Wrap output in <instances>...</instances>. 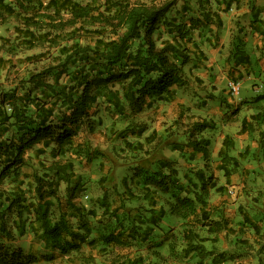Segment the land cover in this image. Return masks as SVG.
Instances as JSON below:
<instances>
[{"label": "trees", "instance_id": "obj_1", "mask_svg": "<svg viewBox=\"0 0 264 264\" xmlns=\"http://www.w3.org/2000/svg\"><path fill=\"white\" fill-rule=\"evenodd\" d=\"M233 1L194 0L173 14L175 0H0V26L11 28L10 35L0 34V264L40 263L38 255L11 244L27 226L47 249L40 253L42 259L51 260L54 251L64 255L78 248L93 229L83 217L98 212L105 231L97 240L103 247H138L148 241L154 251L147 259L141 250L134 254L109 250V264H159L168 257L174 264L226 260L220 250L205 245L227 227L221 212L212 216L217 206L211 202L210 190L221 188L212 171L207 172L206 162L204 167L180 171L173 158L160 152L167 147L186 152L190 160L197 153L209 159L211 142L203 133L216 128L215 120L189 117L179 132L168 128L146 134L144 142L153 141V146L138 157L132 175L122 176L118 187L111 175H104L102 192L89 208L72 200L84 182L65 154L75 155L77 161L97 157L89 141L73 140L82 128L93 132L99 127L101 112L126 117L172 101L188 81L184 67L205 65L204 47L218 42L212 25L222 27L221 12ZM248 26L260 36L264 56V8H251ZM226 62L231 75L240 67L244 72L251 69L250 53L240 37L232 38ZM228 92L232 96L229 86ZM262 99L264 91L255 96L256 101ZM208 100L224 111L231 107L214 88L205 90L201 106ZM241 125L257 131L264 160V110L251 114L250 120L243 118ZM145 129L141 123L128 122L113 131L126 139L127 134L140 137ZM232 145L226 134L217 151V167L223 175L229 163L236 168V156L228 154ZM133 146L142 149L143 140ZM28 150L52 160L46 163L39 158L33 165ZM29 164L31 196L22 186V177L28 176L22 167ZM60 183L67 194L65 208L59 205ZM108 189L114 191L111 198ZM175 219L182 224L178 233L169 222ZM167 236V248L161 251ZM258 249L264 257V242Z\"/></svg>", "mask_w": 264, "mask_h": 264}, {"label": "rangeland", "instance_id": "obj_2", "mask_svg": "<svg viewBox=\"0 0 264 264\" xmlns=\"http://www.w3.org/2000/svg\"><path fill=\"white\" fill-rule=\"evenodd\" d=\"M78 1L85 2L86 0ZM143 1L147 2L148 0ZM175 1L176 5L171 9L173 14L182 4H191L194 0ZM252 7L264 8V0H234L226 11L221 12L222 27L217 29L212 25L218 33V42L215 45L204 47L208 56L205 65L190 70L188 66L184 67L188 81L184 87L177 89L172 101L159 102L141 112L126 114V117L118 114L110 117L101 112L103 120L99 127L93 132L82 128L76 134L74 143L87 140L93 148H96L98 155L92 160L82 158L77 161L75 155L65 154V157L73 160L74 172L84 182V187L72 199L75 203L82 204L87 208L93 207L94 199L102 192L100 179L104 175H111L117 187L122 176L130 177L138 157L153 146V141L144 142V136L152 130H155L157 134L164 133V129L168 128L179 132L189 117L190 119L202 117L212 119L217 123L216 128L203 133L204 136L209 137L211 142L209 159L204 160L197 153L190 160L186 152L171 151L167 147L162 148L160 152L173 158L180 171L185 167H202L206 162L207 172L211 170L216 178V186L220 185V192L210 190L211 202L217 206L212 216L221 212L227 221V227L224 231L217 233L214 239L206 241L205 245L212 246L214 250H220L224 254L226 260L222 264H264L263 253L259 254L258 252L260 243L264 242V160L260 158L257 131H251L246 129V125H241L243 118L250 120L251 114L257 110H264V99L255 100V96L264 91V56L260 54L262 44L260 36L252 32L248 26ZM0 34L10 35L11 28L8 25L0 26ZM236 36L244 40L245 48L252 59V66L246 72L242 67L240 70L234 69L233 75H231V67L226 62V57L231 40ZM39 66L40 64H36V67ZM238 72H243L241 78L235 77ZM196 77L200 79H196ZM236 78L239 79V90L237 94L231 96L228 92V83ZM213 88L216 94L223 96L231 104V107L226 111L212 100H208L204 106H201L200 98L204 96L205 90H213ZM128 122L141 123L146 129L140 137L131 134H127L126 139L115 136L113 130H120ZM226 134L233 141V147L229 149L228 154L236 156L237 162L233 164L236 165L235 169L232 167V163H229L228 172L223 175V171L217 167L220 162L217 151ZM138 139L143 140L142 149L133 146ZM27 154L31 156L33 165L37 164L39 158L44 159L46 163L52 160L47 154L36 157L32 150H28ZM32 164L22 167V172L28 174V176L22 177V186L29 196L33 194V184H30L32 178L29 176L33 168ZM4 187L6 186L4 185ZM28 187L29 189H27ZM113 192L108 189L107 194L110 198L113 196ZM57 195L60 199L59 205L65 208L67 194L63 183H60ZM56 209V206L52 208L54 213H56ZM83 220L88 221L93 228L86 241L64 255L54 251L51 260L42 259L40 253L47 249L42 247L28 226L24 234L15 236L11 244L20 247L23 251H30L38 255L40 257L39 264H109L111 256L109 250L115 252L130 250L132 254L135 250H141L147 259L152 258L154 251L153 247L148 245L150 244L148 241L138 247L130 244L125 247L120 245L103 247L97 240L99 234L105 231L99 212L95 217L84 216ZM169 222L173 226V231L178 233L182 227L181 221L175 219L169 220ZM164 240L161 249L159 246L161 251H165L167 248L168 236ZM259 257L260 259H258ZM192 260H179L178 264H197ZM174 263L169 257L166 262H159V264Z\"/></svg>", "mask_w": 264, "mask_h": 264}, {"label": "built area", "instance_id": "obj_3", "mask_svg": "<svg viewBox=\"0 0 264 264\" xmlns=\"http://www.w3.org/2000/svg\"><path fill=\"white\" fill-rule=\"evenodd\" d=\"M228 85H229V89H230L232 95H235V94L238 93V90H239V82H233V81H231V82L228 83Z\"/></svg>", "mask_w": 264, "mask_h": 264}]
</instances>
